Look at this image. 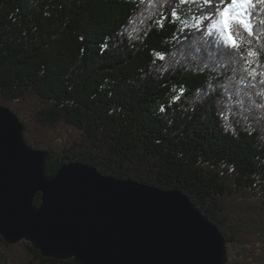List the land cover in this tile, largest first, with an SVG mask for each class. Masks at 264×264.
<instances>
[{"label": "trees", "instance_id": "trees-1", "mask_svg": "<svg viewBox=\"0 0 264 264\" xmlns=\"http://www.w3.org/2000/svg\"><path fill=\"white\" fill-rule=\"evenodd\" d=\"M216 6L174 20L175 0H0V105L49 175L78 161L180 189L224 234L227 264H264V13L232 49L195 23ZM0 264L77 263L0 235Z\"/></svg>", "mask_w": 264, "mask_h": 264}, {"label": "water", "instance_id": "water-1", "mask_svg": "<svg viewBox=\"0 0 264 264\" xmlns=\"http://www.w3.org/2000/svg\"><path fill=\"white\" fill-rule=\"evenodd\" d=\"M20 118L0 105V235L77 264H227L219 227L180 189L104 175L82 162L47 171ZM42 194V203L35 197Z\"/></svg>", "mask_w": 264, "mask_h": 264}, {"label": "snow or ice", "instance_id": "snow-or-ice-1", "mask_svg": "<svg viewBox=\"0 0 264 264\" xmlns=\"http://www.w3.org/2000/svg\"><path fill=\"white\" fill-rule=\"evenodd\" d=\"M164 2L167 3V0H164ZM175 4L176 7L171 9V18L174 20H182L180 13L183 6L198 4L203 7L205 5H211L212 0H175ZM216 4L214 14L207 16L202 14L200 17L195 18L196 25L198 26L202 19L209 20L208 26L213 31L220 33L221 39L227 46L232 49H239L241 42L239 32L235 31V29L238 27L246 32L249 37L253 36L255 33L252 19L257 10L264 13V0H216ZM182 22L186 23L187 21ZM259 23L264 24V20H261ZM247 53L249 57L256 55L251 49H248ZM160 58L163 59V57ZM248 63L250 65L251 61H248ZM245 71H248L250 76H254L256 70L252 68L250 71L249 69H245ZM260 75H264V73H260Z\"/></svg>", "mask_w": 264, "mask_h": 264}, {"label": "rangeland", "instance_id": "rangeland-1", "mask_svg": "<svg viewBox=\"0 0 264 264\" xmlns=\"http://www.w3.org/2000/svg\"><path fill=\"white\" fill-rule=\"evenodd\" d=\"M201 22H202V20H201ZM201 22H200V23H201Z\"/></svg>", "mask_w": 264, "mask_h": 264}]
</instances>
